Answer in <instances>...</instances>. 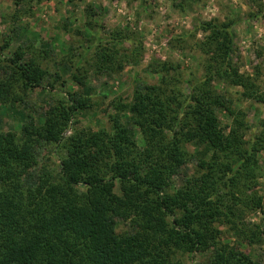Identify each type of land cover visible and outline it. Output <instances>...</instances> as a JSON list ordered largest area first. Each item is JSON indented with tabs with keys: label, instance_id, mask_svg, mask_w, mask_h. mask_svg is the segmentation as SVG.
<instances>
[{
	"label": "trees",
	"instance_id": "trees-1",
	"mask_svg": "<svg viewBox=\"0 0 264 264\" xmlns=\"http://www.w3.org/2000/svg\"><path fill=\"white\" fill-rule=\"evenodd\" d=\"M40 1L12 0L13 19ZM192 1L202 0L172 6L182 14ZM249 3L255 10L248 20L264 22L262 0ZM234 25H196L192 36L200 32L203 39L195 48L205 56L200 78L184 80L179 65L166 61L147 65L155 83L135 89L130 102L111 104L109 130L76 128L77 116L93 104L73 92L48 103L40 122L29 117L19 135L0 131V264H261L223 241L229 234L249 246L264 243V223L245 222L264 213L257 190L264 177V112L258 132L246 139L247 115L236 105L245 100L264 108V92L257 67L252 75L239 72ZM136 38L120 29L106 39L91 34L71 80L84 89L85 65L109 76L138 64L143 49ZM10 45V39L0 45V108L25 106L36 90L62 92L56 89L60 76L46 68L51 49L29 44L5 53ZM217 84L241 89V99L226 98ZM50 146L58 161L48 172L38 160ZM190 165L192 174L182 175ZM120 222L130 230L118 232Z\"/></svg>",
	"mask_w": 264,
	"mask_h": 264
},
{
	"label": "rangeland",
	"instance_id": "rangeland-1",
	"mask_svg": "<svg viewBox=\"0 0 264 264\" xmlns=\"http://www.w3.org/2000/svg\"><path fill=\"white\" fill-rule=\"evenodd\" d=\"M175 0H42L34 3L32 11L20 20L13 19L14 6L12 0H0V45L11 40L10 47L5 53L12 52L16 47L33 44L36 48L51 49V58L46 68L50 74H58L60 80L56 89L62 92L48 90L34 91L24 106L8 105L0 108V131L14 132L19 135L21 126L32 118L35 123L43 120L48 103L65 100L67 93L77 92L90 97L92 108L77 116V129L109 130V115L113 114L111 104L123 99L130 102L135 89L144 84H154L155 79L146 72V67L155 61H166L179 65L184 80L202 77V65L205 56L198 52L195 44L203 39L198 32L192 36L196 25L202 22L218 20L226 22L233 20L234 42L236 46V63L239 72L252 75L258 68L257 84L264 92V22L258 18L248 20V14L254 13L250 0H202L192 1L190 9L185 13L177 12L172 4ZM264 7V0H262ZM92 9L94 16L88 18L86 11ZM89 21L90 30L85 29ZM68 24L70 31L64 30ZM124 30L137 37L141 42L143 56L138 64L125 67L120 73L109 76H96L87 65L80 74L83 75L85 88L78 87L72 80V65L79 53L87 46L91 34L102 39L108 38L113 30ZM79 31L77 34L76 31ZM178 41V42H177ZM2 58V56H0ZM64 83V84H63ZM61 84L64 87H61ZM217 89L226 98L233 101L241 99V89L217 84ZM183 91L186 92L185 87ZM237 108L247 115L250 136L258 132L257 121L262 117L264 108L254 102L241 100ZM221 124L226 123L225 115L220 114ZM131 134L140 145V136L127 122ZM68 131L65 136H68ZM40 165H47L46 170L55 169L58 161L55 147L42 150L39 155ZM260 163L264 168V153L260 155ZM192 165L182 171V175L192 174ZM38 170L32 172L30 184L35 183ZM176 185L180 182L175 180ZM117 190V189H116ZM263 198L264 206V177L259 180L257 188ZM246 223H264V213L254 212L245 219ZM129 231L126 224L118 223V232ZM264 231V230H263ZM224 242L238 246L254 260L264 264V243L249 246L237 241L229 234L224 235ZM200 256L193 260L200 261ZM191 264L190 259H185Z\"/></svg>",
	"mask_w": 264,
	"mask_h": 264
}]
</instances>
